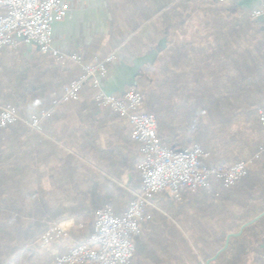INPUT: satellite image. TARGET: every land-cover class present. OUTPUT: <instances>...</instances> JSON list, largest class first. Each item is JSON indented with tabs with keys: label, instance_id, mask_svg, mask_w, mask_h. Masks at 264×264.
I'll return each instance as SVG.
<instances>
[{
	"label": "crops",
	"instance_id": "crops-1",
	"mask_svg": "<svg viewBox=\"0 0 264 264\" xmlns=\"http://www.w3.org/2000/svg\"><path fill=\"white\" fill-rule=\"evenodd\" d=\"M60 1L67 6V11L52 24L53 47L65 54H78L85 65L102 61L112 53L114 58L106 63V74L96 77L98 88H93L87 81L78 93V101L52 105L53 101L61 98L64 85L81 74L80 66L73 64L62 71L48 55L41 54L36 45L22 40L17 41L15 48L1 49L0 106L22 103L24 98L22 88L16 95L6 91L12 84L17 87L19 81L14 78L11 82L4 78V68L18 71L22 70L25 62H30L38 76L43 73L44 81L48 84L41 96L36 94L26 98L28 103L36 98V105L27 114H38L42 109H49L50 115L42 121L40 133H26L16 129L18 127L0 130V157L15 160L28 152L29 168L26 173L30 178H42L49 200L65 204L83 201L93 210L109 206L118 215L138 192L140 175L137 164L140 152L131 138L132 127L128 118L100 106L94 100V94L101 90L118 96L129 90L141 80V69L155 60H163L165 49L173 39L196 46L214 38L212 32L220 29V48L225 51V26H211L204 33L203 24L211 23L213 16L203 8L198 9L196 0ZM234 1L246 13L258 7L256 0ZM186 3L190 6L186 13L189 19L184 24L181 21L178 23L175 12L173 15L170 12ZM254 21L259 22L257 19ZM259 28L264 30V23ZM257 29L254 26L252 33H256ZM166 31L168 36L164 35ZM221 58L225 63V54L222 53ZM25 82L22 80L21 85ZM253 93L264 98V89L254 90ZM141 110L142 106L139 112ZM261 144H264V139ZM247 168L251 170L249 176L252 182L248 184L253 191L246 185L231 190L225 204L232 215H236L242 208L240 203L254 195L255 191L258 197L260 195L259 200L264 199V155L258 163L249 164ZM219 185L213 186L215 196L219 193ZM90 194L93 195L92 200ZM187 197L182 195L181 200L176 201L168 192L153 197V206L148 208L150 214L155 210L165 218L151 217L140 223V234L138 239L134 238L135 251L129 264H210L225 250L220 251L226 240L229 242L230 237L239 236L244 227L264 215L263 211L253 218L258 217L256 220L246 222L247 225L244 223V227L241 225L239 234H227L223 246L205 260L204 255L209 252V247L219 239L223 227L232 220L224 215L215 219H199L187 202ZM158 201L172 205L173 214L170 215ZM85 218H69L57 223L66 229V236L40 250L34 247L37 245L34 242L29 250L14 257L11 264H48L56 254L86 239L80 238L85 231L78 228ZM248 242V252L238 264H264V235L252 237ZM199 246L204 252L199 251Z\"/></svg>",
	"mask_w": 264,
	"mask_h": 264
},
{
	"label": "trees",
	"instance_id": "trees-1",
	"mask_svg": "<svg viewBox=\"0 0 264 264\" xmlns=\"http://www.w3.org/2000/svg\"><path fill=\"white\" fill-rule=\"evenodd\" d=\"M196 1L198 9L203 8L213 16L211 23H201L204 33L211 26H225V51L220 48V29L212 32L214 38L196 46L173 39L165 49L163 60H155L141 69V80L129 89L142 92L141 112L155 115L156 134L163 145L173 150H183L199 144L209 152V163H235L252 156L264 139V127L256 123V113L264 104V98L253 95L254 90L264 89V30L259 28L263 23L255 22L250 13H246L234 0ZM166 7L167 5L164 8ZM189 7V3H186L171 10L170 15L175 12L178 23L181 21L184 24L189 19L186 16ZM254 26L258 27L256 33H252ZM164 35L168 36V32ZM222 53L225 54V63L221 58ZM57 65L65 71L73 64ZM21 69L8 71L4 68V78L11 82L14 78L19 81L17 87L12 84L6 91L10 95H16L22 88L23 102L15 106L21 114L29 117L32 114L28 115L27 112L36 105V98L32 103H28V100L26 102V98L36 94L41 96L46 91L48 82L44 81L43 73L38 76L30 62H25ZM22 80L26 81L23 85ZM238 122L249 124V129L257 134L256 139H244L245 135L240 128L229 133ZM15 128L30 133L21 122L6 129ZM248 142L247 151H241ZM260 158L252 165L258 163ZM28 160V152L15 160L0 157V264H11L14 257L29 250L30 245L49 227L66 219L81 216L87 218L81 239L87 238L93 231L96 209H90L83 201L65 204L49 200L42 178L28 177ZM250 171L247 168L245 175L230 188H224L220 184L217 196L205 191L182 194L184 197L188 196L187 202L199 219H215L223 215L231 217L232 222L223 227L219 239L212 243L209 252L204 255L205 260L223 246L227 234L238 232L241 225L264 211V199L259 200L257 191L240 203L242 208L236 215H232L225 204L232 189L240 185L249 186L248 183L252 182ZM249 187L252 192L253 187ZM92 198L93 195L90 194V200ZM158 202L170 215L173 214L172 205H167L164 201ZM152 211V218H165L161 213ZM73 234L77 236L76 233ZM261 235H264V215L244 227L239 236L230 237L225 250L210 264H238L248 252V240ZM199 251L204 252V249L199 246Z\"/></svg>",
	"mask_w": 264,
	"mask_h": 264
},
{
	"label": "built area",
	"instance_id": "built-area-1",
	"mask_svg": "<svg viewBox=\"0 0 264 264\" xmlns=\"http://www.w3.org/2000/svg\"><path fill=\"white\" fill-rule=\"evenodd\" d=\"M256 1L258 7L250 11L253 20L264 16V0ZM66 11L67 6L60 0H0V50L15 48L17 41L22 40L36 45L41 54L48 55L60 66L77 64L81 68V74L65 85L61 98L52 105L78 101V93L87 81L93 88H98L96 77L106 74V63L114 58L112 53L102 61L85 65L78 54H65L55 49L52 24ZM93 98L112 113L128 118L131 138L140 152L137 164L140 190L118 215L109 206L97 208L91 234L83 242L56 254L48 264H129L135 251L134 238L140 234V223L152 217L148 208L153 206L155 195L168 192L174 200L180 201L184 192L210 193L215 184L230 188L245 175L247 166L264 154V144H259L245 160L211 164L209 152L199 144L173 150L161 143L156 134L155 115L139 112L143 102L141 91L131 88L116 96L98 90ZM49 111L42 109L38 114L26 117L15 105H2L0 130L21 122L30 133H40L41 123L50 115ZM256 114L257 123L264 127V104ZM66 235V229L54 224L35 242L44 247Z\"/></svg>",
	"mask_w": 264,
	"mask_h": 264
},
{
	"label": "rangeland",
	"instance_id": "rangeland-1",
	"mask_svg": "<svg viewBox=\"0 0 264 264\" xmlns=\"http://www.w3.org/2000/svg\"><path fill=\"white\" fill-rule=\"evenodd\" d=\"M22 116H24L23 114H21ZM256 123H257V120H256ZM258 124V123H257ZM237 128H240V130L241 131H243V135H245V136H243L244 137V139H256V137H257V134L254 132V131H252V129H249V124H247V123H245V122H238V123H236V124H234V126L229 130V133H231V132H234ZM250 139V140H251ZM250 142V141H249ZM249 142H248V145H245V146H243L242 148V150L241 151H243V152H245V151H247V149L249 148ZM85 218V217H84ZM87 218H85L84 219V222L83 223H81V225L82 226H78V228H82V229H84L85 228V226H86V224H87ZM33 244V243H32ZM35 245V244H34ZM34 247H36V249H42V248H44V247H41V246H39L38 244L37 245H35ZM35 249V248H34ZM30 252V251H29Z\"/></svg>",
	"mask_w": 264,
	"mask_h": 264
},
{
	"label": "water",
	"instance_id": "water-1",
	"mask_svg": "<svg viewBox=\"0 0 264 264\" xmlns=\"http://www.w3.org/2000/svg\"><path fill=\"white\" fill-rule=\"evenodd\" d=\"M257 20H258L259 22L264 23V16H259V17L257 18ZM257 218H258V217H256V218L253 219V220H256ZM253 220H252V221H253ZM252 221H250V222H252ZM250 222H249V223H250ZM247 224H248V223H246L245 225H247ZM245 225H243L242 227H244ZM238 234H239V232H238ZM227 243H228V241L226 240L224 247H223L220 251H222V250H224V249L226 248ZM207 264H208V262H207Z\"/></svg>",
	"mask_w": 264,
	"mask_h": 264
}]
</instances>
